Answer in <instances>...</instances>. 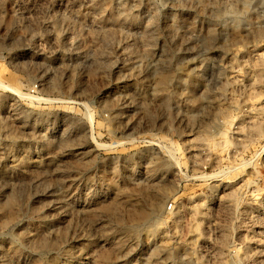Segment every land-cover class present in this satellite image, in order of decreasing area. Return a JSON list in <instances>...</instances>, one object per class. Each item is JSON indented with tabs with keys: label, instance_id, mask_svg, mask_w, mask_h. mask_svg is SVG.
<instances>
[{
	"label": "rangeland",
	"instance_id": "rangeland-1",
	"mask_svg": "<svg viewBox=\"0 0 264 264\" xmlns=\"http://www.w3.org/2000/svg\"><path fill=\"white\" fill-rule=\"evenodd\" d=\"M107 3L0 0V264H264V0Z\"/></svg>",
	"mask_w": 264,
	"mask_h": 264
},
{
	"label": "bare ground",
	"instance_id": "bare-ground-1",
	"mask_svg": "<svg viewBox=\"0 0 264 264\" xmlns=\"http://www.w3.org/2000/svg\"><path fill=\"white\" fill-rule=\"evenodd\" d=\"M107 1L108 0H99V6L106 5L107 8L108 7L111 8L110 7V4H108ZM198 1L200 3H205L207 1V2H212L214 4H218L220 0H198ZM120 18H122V17H117L114 20V23L118 24ZM254 33H255V36L258 37V38L264 37V23L261 26L256 27L254 29ZM261 66L262 65L256 67V69H255V78H256V80L258 82H260L262 80V67ZM168 80L169 79H168L167 76H163V77L160 78V80L158 82V86L161 89V91L167 85ZM256 113H257V116H256L257 118L255 117L253 119H250V121H248L247 123H245L244 125H242V132H243V135H244L243 138L245 140H248V139H251V138L260 137V136H263L264 135V123L261 121L262 119H260V118H264V106L257 108L256 109ZM149 143L152 144L151 141ZM225 145H227V142L226 141H225ZM153 211L154 212L157 211V207H153V210H151V213H149V212H140L138 218L136 219V221L133 224L132 229H136L142 223H145V222L150 221V218H151V215H152V212ZM48 247H49V245L43 244L41 248H42V250H46ZM160 252L165 255V253H164L163 250L160 251ZM159 253H157V256H158ZM258 254H259V256H261L263 254V251H259ZM108 258H109L108 255H104L103 256L104 262Z\"/></svg>",
	"mask_w": 264,
	"mask_h": 264
}]
</instances>
